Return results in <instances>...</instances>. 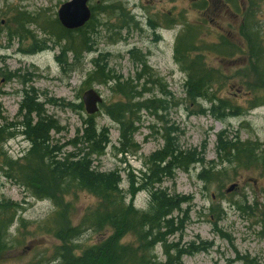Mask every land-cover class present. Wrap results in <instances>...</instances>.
<instances>
[{
  "label": "rangeland",
  "instance_id": "obj_1",
  "mask_svg": "<svg viewBox=\"0 0 264 264\" xmlns=\"http://www.w3.org/2000/svg\"><path fill=\"white\" fill-rule=\"evenodd\" d=\"M69 1L0 0V127L12 123L18 127L11 130L21 131L23 120L18 110L24 90L41 105V113L58 124L59 130L52 131L50 139L51 144L62 146L63 152L73 151L68 144L82 135L91 117L97 132L104 130L108 139L103 156L94 164L103 172L117 171L125 193L130 186L128 176L133 175L137 181L151 155L162 149L164 129H171L178 149H203L206 164L174 170L171 178L162 179L160 188L189 200L172 214L178 219L174 226L180 228L165 237V245H174L183 252L191 245L200 250L191 255L172 251L166 255L162 244H156L150 252L152 262L264 264V228L259 212L264 204V87H256L253 70L257 55H261L259 67L264 69V0H211V4L207 0L204 8L205 0H88L95 33L87 43L91 50H79L78 58L67 52L66 42L50 31L57 26L54 22L58 21L59 8ZM107 5H113L112 9L103 12ZM22 12L31 17L24 23L27 32L16 22ZM121 13L131 20L120 29ZM247 25L249 34L257 33L260 42L255 54L242 35ZM185 27L192 31L203 64L221 75L219 83L212 85L210 100L215 97L228 101L238 107L239 116L216 118L210 113L212 103L208 99L197 104L187 100L186 73L173 57L175 41ZM39 47L44 49L33 52ZM58 56L62 63H58ZM96 60L112 80L102 81L100 74L94 75ZM115 84L132 87L130 98L114 92ZM90 89L102 99L91 116L82 103L83 93ZM146 100L165 101L166 110H136L132 106ZM155 105L159 106L157 102ZM198 106L204 114H198ZM117 110L133 111L130 120L135 130L132 143L126 147L121 140V126L110 116ZM223 131L230 139L237 135L243 142L257 143L262 164L238 169L217 159L216 138ZM0 147L8 160L15 161L29 144L17 134ZM82 149L80 145L79 151ZM3 159L0 155V168L5 165ZM202 170L220 176L214 182L203 183L198 178ZM1 172L0 200L16 203L20 209L7 228L0 264L55 263L54 251L60 243L43 228L55 207L50 200L31 196ZM231 186L232 191L226 193ZM63 202L70 205L71 226L78 225L84 214L97 205V200L86 193L69 196ZM132 205L147 211L148 192L138 191ZM110 234L108 230H84L74 242L78 249L73 255L99 246ZM120 242L136 247L132 236ZM168 256L173 258L169 260Z\"/></svg>",
  "mask_w": 264,
  "mask_h": 264
},
{
  "label": "trees",
  "instance_id": "obj_2",
  "mask_svg": "<svg viewBox=\"0 0 264 264\" xmlns=\"http://www.w3.org/2000/svg\"><path fill=\"white\" fill-rule=\"evenodd\" d=\"M113 5H107L102 9L103 12L111 10ZM205 1L201 8H204ZM21 18L17 20L20 29L27 32L24 23L29 22L31 17L25 12L20 13ZM93 13L89 21L77 30L68 31L60 26L56 20L57 26L50 31L58 40L66 42L65 47H69L67 52L74 53L78 58L80 51H89L87 47L90 43V35L95 33L91 28L93 23ZM130 17L121 13L122 25L119 28L127 26ZM53 22H51L52 24ZM53 26V24H52ZM91 28V29H88ZM243 38L247 42L254 54L259 51L260 42L257 39V33L249 34L250 28L245 27ZM0 28V34H1ZM191 30L185 27L177 37L174 45V61L180 69L186 73L184 83V93L192 104L198 101L208 99L212 103L210 113L216 118H221L226 114L239 116L240 110L237 106L231 105L228 101L213 98L212 85L218 84L221 75L208 69L199 56V52L194 41ZM89 35V36H88ZM228 48L225 44H223ZM213 48V47H212ZM39 47L33 48V52L43 50ZM200 49V47H199ZM229 52V51H228ZM226 51V54L228 53ZM231 52V51H230ZM130 54H133L132 52ZM134 57V56H133ZM261 55L254 58L253 70L256 76V87H264V69H260L259 63L262 61ZM58 63H62L61 56L57 58ZM95 74H100L102 81L112 80V77L104 73L100 61H95ZM117 94H124L129 99L132 87L128 84H115L113 87ZM146 90L144 89V92ZM255 94V91H249ZM159 105L153 106V103ZM165 101L146 100L132 105L134 109H144L146 111L166 110ZM124 108V107H123ZM130 109L129 107H126ZM200 110V106H198ZM115 108L111 109L114 110ZM234 110V111H231ZM19 114L22 117L20 123V132H16L18 126L15 124H5L0 127V144L13 139L20 134L29 144L26 152L15 161L8 160L6 154L0 147V155L3 156L5 165H1L0 170L3 176L15 183V185L24 188L31 196L38 200H50L55 207V212L50 220L43 225L46 234L51 235L60 245L55 248L56 259L53 264H156L152 262L154 257L150 256L151 250L156 244H162L164 254L168 255L170 251L176 254H192L200 248L189 247L188 251H181L174 245H165V237L174 234L180 227L174 226L176 218H172L174 212L180 211V206L189 200L186 197H180L170 194L160 188L163 178H171L174 170L186 171L192 165H205L204 151L187 150L181 151L175 144V138L169 132L165 131L164 145L162 149L156 151L148 160V164L143 172H140L137 181L133 175H129L130 186L125 193L120 188L121 178L117 171H100L95 162L104 154L107 147V133L104 130L97 132L92 118L85 122L82 135L71 141L68 145L73 151L63 152V147L51 144L50 133L58 131V124L50 117L44 115L41 105L35 102L33 96H29L24 90V97L19 105ZM233 112H236L232 114ZM131 110H117L116 115L110 113V116L121 126V140L126 147L129 142L132 143L134 132L133 120H130ZM203 110L198 114H204ZM83 149L79 151V146ZM217 159L229 166H236L238 169L249 168L254 165L262 164V159L258 158L257 143L250 141H241L236 135L234 138L227 137L223 131L216 138ZM125 153L129 149H124ZM209 164V163H208ZM220 173L216 175L207 170H202L198 178L203 183L214 182L218 180ZM133 181V182H132ZM137 184V187L134 185ZM147 191L149 195V208L147 211L134 209L132 199L138 191ZM77 193H86L97 200L94 209L84 214L81 221L76 226H71L69 221L68 203H64V198ZM129 199L127 203L126 200ZM20 209L19 205L10 201L0 200V254L3 252V240L6 237L8 226L14 221L16 212ZM260 223L264 228V204L260 205ZM179 224L181 222L179 221ZM51 225V226H50ZM84 230H108L111 234L99 246L90 247L83 250L79 256L73 254L78 249L74 242L83 233ZM126 236L134 238V244H121V240ZM169 260L173 257H169ZM52 264V262L48 263ZM171 264V261L170 263Z\"/></svg>",
  "mask_w": 264,
  "mask_h": 264
},
{
  "label": "water",
  "instance_id": "obj_3",
  "mask_svg": "<svg viewBox=\"0 0 264 264\" xmlns=\"http://www.w3.org/2000/svg\"><path fill=\"white\" fill-rule=\"evenodd\" d=\"M88 0H70L61 5L57 12L59 24L68 31L83 27L90 19L91 12L87 6ZM82 103L88 115H94L98 111V105L102 103L101 97L92 89L82 95ZM234 186L227 189L226 193L232 191Z\"/></svg>",
  "mask_w": 264,
  "mask_h": 264
},
{
  "label": "flooded vegetation",
  "instance_id": "obj_4",
  "mask_svg": "<svg viewBox=\"0 0 264 264\" xmlns=\"http://www.w3.org/2000/svg\"><path fill=\"white\" fill-rule=\"evenodd\" d=\"M208 1H210V4H211V0H208ZM205 2H207V0H205Z\"/></svg>",
  "mask_w": 264,
  "mask_h": 264
}]
</instances>
